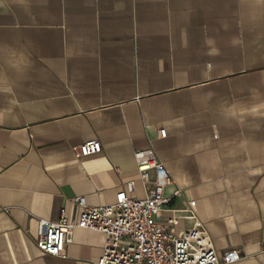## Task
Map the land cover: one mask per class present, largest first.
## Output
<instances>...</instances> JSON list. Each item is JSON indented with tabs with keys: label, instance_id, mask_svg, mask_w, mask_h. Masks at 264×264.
<instances>
[{
	"label": "crops",
	"instance_id": "crops-1",
	"mask_svg": "<svg viewBox=\"0 0 264 264\" xmlns=\"http://www.w3.org/2000/svg\"><path fill=\"white\" fill-rule=\"evenodd\" d=\"M147 147L172 177L157 220L264 264V0H0V264H95L103 233L75 227L59 257L38 220L130 179L144 197Z\"/></svg>",
	"mask_w": 264,
	"mask_h": 264
},
{
	"label": "built area",
	"instance_id": "built-area-1",
	"mask_svg": "<svg viewBox=\"0 0 264 264\" xmlns=\"http://www.w3.org/2000/svg\"><path fill=\"white\" fill-rule=\"evenodd\" d=\"M158 132L160 136L166 134L164 128ZM101 148L97 139L73 146L76 156L93 154ZM133 156L145 196L131 195L135 189L133 179L125 182L110 204L89 205L84 195H76L73 197V203L79 208L76 219H67L62 207L58 220H38L39 250L65 257L64 248L71 241L73 229L85 227L104 234L102 252L95 264H232L240 259L234 248L216 251L198 219L181 232L161 224L156 217L170 200L164 189L172 177L152 147L135 149ZM179 192L176 189L172 195ZM174 221L173 217L167 219L170 224Z\"/></svg>",
	"mask_w": 264,
	"mask_h": 264
}]
</instances>
